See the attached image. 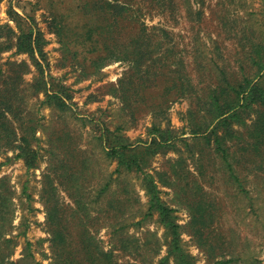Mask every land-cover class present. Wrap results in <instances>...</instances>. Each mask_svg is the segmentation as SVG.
Here are the masks:
<instances>
[{"label":"rangeland","instance_id":"rangeland-1","mask_svg":"<svg viewBox=\"0 0 264 264\" xmlns=\"http://www.w3.org/2000/svg\"><path fill=\"white\" fill-rule=\"evenodd\" d=\"M93 1H0L3 36L19 35L15 11L44 40L42 57L0 51V92L17 90L37 124L34 167L0 154L14 209L9 260L88 264L86 253L111 252L116 264H264V158L242 148L260 109H242L226 126L206 112L213 96L225 106L244 78L264 73L252 62L264 47V0H107L135 16L117 24ZM90 25L103 28L94 43L84 40ZM139 43L146 54L136 62ZM34 60L45 94L32 87L41 78ZM18 69L20 84H5ZM120 144L138 168L110 153ZM153 196L168 219L151 209Z\"/></svg>","mask_w":264,"mask_h":264},{"label":"trees","instance_id":"trees-1","mask_svg":"<svg viewBox=\"0 0 264 264\" xmlns=\"http://www.w3.org/2000/svg\"><path fill=\"white\" fill-rule=\"evenodd\" d=\"M1 1V0H0ZM100 4H96L95 1L92 2L90 8L99 10L100 15H103L106 19L112 20L109 21L111 24L118 23V20L124 18H135L134 15H130L128 8L122 4H113L107 0H97ZM88 3H85L81 6V11L83 14L88 12ZM93 11V10H92ZM129 13L128 17H123V13ZM13 21L17 22L19 25V35L7 28L6 36L2 35V30L5 28L0 26V51L6 50V48H11L14 45L16 53L22 54H33L37 52L41 57L43 56L42 44L44 40L39 31H35L31 25L25 23V20L17 12H12ZM87 25V24H86ZM84 25L85 27H87ZM25 26V27H24ZM101 26L95 25L94 27L90 25L89 28L85 30V38L89 42L94 43V38L98 37L100 34ZM103 30V28H101ZM101 30V31H102ZM56 31V30H55ZM109 33V31H108ZM15 37L16 41L14 44H11V40ZM12 38V39H11ZM138 38L132 40L133 43H137ZM7 43V44H6ZM6 44V45H5ZM4 45V47H3ZM93 46L92 44H89ZM139 46H142L140 43L138 47L134 48L133 54L136 55V62H139L145 57V54ZM109 48L105 45V50ZM131 53V52H130ZM130 54H125V57H129ZM39 69L41 78L34 79L32 87L35 88L36 93L45 94V80L43 78V70L41 65L35 61ZM253 64L258 68L260 72L264 69V47H260L256 52V57L252 60ZM22 65H18L17 68H20ZM13 76L10 77L9 81H4L5 84L15 83V88L20 84L21 72L20 70H13ZM10 82V83H9ZM182 87V84L179 85V88ZM181 89V88H180ZM14 88H6L5 91L0 92V154H5L7 151H12L14 154V159H21L24 162V165L27 168H32L35 166V161L38 155V152L32 142L35 140V133L37 131V124H35L34 116L25 109L23 98L17 96L16 93L13 95ZM227 95V94H226ZM225 95V96H226ZM225 106L220 104L219 100L213 96V99L209 103V107L206 112L207 115H212L214 112L215 118H221L219 123L229 125L232 121L239 122L240 116L239 112L242 109L256 105L260 109L258 114V119L253 123L252 129L249 132L250 143H245L242 148L248 152L256 153L259 157L264 158V73L259 74L256 81L253 82L247 78L243 79V83L237 85L236 88H233L232 94L226 96ZM224 101V100H223ZM226 115V116H225ZM193 128L194 133L203 134L206 129L202 128L200 124H195ZM215 140L216 151L220 153L222 160L226 161V154L224 149L221 148L220 143L224 138V133H218L217 130L213 133ZM163 140L156 142L153 140L151 147L154 145L160 147L163 144ZM150 147V148H151ZM149 148V149H150ZM133 150L129 148L127 144H120L118 147H112L110 153L117 155L119 157V163L125 165L127 169H132V165H136L138 168L137 157H134L130 154ZM229 168V167H228ZM230 169V168H229ZM230 171V170H229ZM10 191L7 186H5V179L0 180V264H22V260L11 261L9 260L10 256L13 254L14 248V239L13 237H7L8 232L11 228V221L13 217V207L10 202ZM151 209H155L159 212L161 218L168 219L170 209L163 206L159 199L156 196H153L150 199ZM53 216L51 215V219ZM166 225L175 232L177 225L167 222ZM8 227V228H7ZM64 242L60 235L56 234L52 238V243L54 247H58L59 244ZM174 248L176 239L173 238ZM59 259H55L57 264H61ZM83 261L88 264H116L114 255L109 253H100L94 255L93 253H86L83 257ZM179 261L181 264H190L189 262H183L180 258ZM71 264H82V261L79 260L78 256H74L70 260ZM215 264H221L217 262ZM224 264V263H222Z\"/></svg>","mask_w":264,"mask_h":264}]
</instances>
